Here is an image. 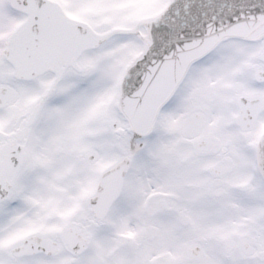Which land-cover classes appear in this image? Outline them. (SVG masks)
I'll return each instance as SVG.
<instances>
[{
    "label": "snow or ice",
    "instance_id": "obj_1",
    "mask_svg": "<svg viewBox=\"0 0 264 264\" xmlns=\"http://www.w3.org/2000/svg\"><path fill=\"white\" fill-rule=\"evenodd\" d=\"M0 264H264V0H0Z\"/></svg>",
    "mask_w": 264,
    "mask_h": 264
}]
</instances>
